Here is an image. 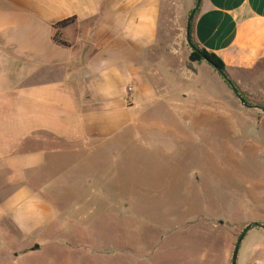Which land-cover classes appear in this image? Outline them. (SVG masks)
<instances>
[{
    "label": "crops",
    "instance_id": "1",
    "mask_svg": "<svg viewBox=\"0 0 264 264\" xmlns=\"http://www.w3.org/2000/svg\"><path fill=\"white\" fill-rule=\"evenodd\" d=\"M183 1L0 0V256L56 239L72 187H116L103 158L142 113H173L158 121L168 129L207 123L185 120L197 107L217 113L213 67L199 81L207 61L189 68L180 42L160 35ZM192 24L237 85L264 78V0H202Z\"/></svg>",
    "mask_w": 264,
    "mask_h": 264
},
{
    "label": "rangeland",
    "instance_id": "2",
    "mask_svg": "<svg viewBox=\"0 0 264 264\" xmlns=\"http://www.w3.org/2000/svg\"><path fill=\"white\" fill-rule=\"evenodd\" d=\"M182 4L183 15L168 10L160 35L180 42L187 59L193 1ZM210 68L203 63L199 81ZM211 69L216 120L197 107L185 120L207 123L168 129L158 121H172L173 113H142L141 121L148 120L133 129L132 140L125 142L122 136H131L121 130L103 158L105 179L116 187L64 192L58 202L66 214L60 223H66L57 238L1 255L0 264H232L243 229L264 222V114L243 106ZM238 88L249 102L264 106V78ZM202 98L191 106L207 103ZM238 264H264V229L247 232Z\"/></svg>",
    "mask_w": 264,
    "mask_h": 264
},
{
    "label": "water",
    "instance_id": "3",
    "mask_svg": "<svg viewBox=\"0 0 264 264\" xmlns=\"http://www.w3.org/2000/svg\"><path fill=\"white\" fill-rule=\"evenodd\" d=\"M202 0H197L196 4L194 6V8L192 9V11L190 12L189 18L187 20V25H186V41L188 43V45L190 46V48L193 51H196L198 53L199 49L192 43V37H191V28H192V23H193V19L194 16L197 12V10L199 9V6L201 4ZM205 61H207L208 63L209 60L207 58H204ZM213 68L223 77V79L226 81V83L230 86V88L232 89V91L234 92V94L236 95V97L240 100V103L245 106L248 109H251L253 111H256L260 114H264V106H259L255 103H251L249 102L244 95L239 91V89L234 85V83L232 82L231 78L218 66H213ZM255 227L264 229V222H260V221H253L250 222L241 232L234 251H233V255H232V264H238V257H239V250L241 247V244L247 234V232ZM36 248H38V246H36Z\"/></svg>",
    "mask_w": 264,
    "mask_h": 264
},
{
    "label": "trees",
    "instance_id": "4",
    "mask_svg": "<svg viewBox=\"0 0 264 264\" xmlns=\"http://www.w3.org/2000/svg\"><path fill=\"white\" fill-rule=\"evenodd\" d=\"M74 21H75V17H72V18L63 20L61 22L55 23L54 24V27L60 29L62 27H65V26L73 23ZM191 37H192V43L199 49V52L200 53H198L196 51H193V50L190 52V54H189V56L187 58V61H186L187 62V65L189 66V68H191L193 70H196L194 64L200 63L202 61H205L204 58H207L209 60V62H210V63L207 62L209 65H211L212 67L213 66L220 67L228 75V72L226 70V66H225L224 62L222 61V59L219 58L215 53H213L211 51H208L207 49L201 47L197 43V41L195 40L194 35H193V24H192V28H191ZM54 39L56 41H58L59 43L66 44V41H63V40L60 39V37H59V31H57V33L55 34ZM232 82L238 88V85L236 84V82H234L233 80H232Z\"/></svg>",
    "mask_w": 264,
    "mask_h": 264
},
{
    "label": "built area",
    "instance_id": "5",
    "mask_svg": "<svg viewBox=\"0 0 264 264\" xmlns=\"http://www.w3.org/2000/svg\"><path fill=\"white\" fill-rule=\"evenodd\" d=\"M133 90V87L130 85L128 86V91H132Z\"/></svg>",
    "mask_w": 264,
    "mask_h": 264
}]
</instances>
